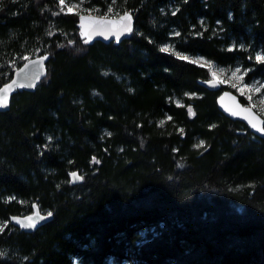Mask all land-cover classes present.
I'll list each match as a JSON object with an SVG mask.
<instances>
[{
  "label": "trees",
  "instance_id": "16d2710c",
  "mask_svg": "<svg viewBox=\"0 0 264 264\" xmlns=\"http://www.w3.org/2000/svg\"><path fill=\"white\" fill-rule=\"evenodd\" d=\"M69 1L0 0V86L50 55L0 110V264H264V138L217 104L225 88L250 100L162 51L264 78V0H85L134 13L119 43L82 37ZM35 201L50 221L11 223Z\"/></svg>",
  "mask_w": 264,
  "mask_h": 264
},
{
  "label": "water",
  "instance_id": "95a60500",
  "mask_svg": "<svg viewBox=\"0 0 264 264\" xmlns=\"http://www.w3.org/2000/svg\"><path fill=\"white\" fill-rule=\"evenodd\" d=\"M126 13L131 16L130 20L122 19ZM135 25V15L130 10H127L118 16L83 13L79 19L81 36L91 43L96 40H101L105 43L111 41L119 43L131 37ZM127 27H130L131 31H126L125 29ZM49 57V54H37L27 58L14 70L11 79L4 85L0 86V89H3L6 85H11V88L8 89L7 92H0V97H7V105L0 107V110H7L10 108V101L15 91L20 89L34 91L36 89L40 81L48 74L47 62ZM203 84L209 88H217L219 87L220 82L214 78L204 81ZM217 104L219 109L225 115L232 119L244 122L254 134L264 138V132L259 130L261 127H264V123H261L264 121V116L259 113L254 106L245 103L237 92L230 88L222 89L217 97ZM246 109L248 111H245ZM253 124H255L256 127H253ZM72 173H77L78 176L83 178L84 176L78 170L72 171L71 179L73 183H78L83 180H74ZM49 213H51V216L48 215ZM28 217H32L31 222H29ZM52 217V212L43 211L40 205L35 201L33 203L32 212L24 215L12 214L10 220L12 224L21 230L32 232L50 221ZM33 224L35 225L34 227L32 226Z\"/></svg>",
  "mask_w": 264,
  "mask_h": 264
},
{
  "label": "rangeland",
  "instance_id": "374dc122",
  "mask_svg": "<svg viewBox=\"0 0 264 264\" xmlns=\"http://www.w3.org/2000/svg\"><path fill=\"white\" fill-rule=\"evenodd\" d=\"M69 1V0H68ZM85 0H70V7L77 6L74 10H81V13L99 14L95 12L99 9L97 6L85 7ZM164 48H168L169 52H173L178 56L188 57L187 60L196 61V63L208 67L210 69L212 79H217L220 83L230 84L235 87L240 93L244 94L248 99L251 97L250 104L254 107H258L259 110L264 111V78H252L248 76L249 69L243 67V64L238 62L232 66H219L213 64L207 57L203 55H189L178 52L171 44H165ZM259 56H264V50L258 52ZM239 69V71H237ZM236 73V75H233ZM8 220L0 218V228L4 229Z\"/></svg>",
  "mask_w": 264,
  "mask_h": 264
},
{
  "label": "snow or ice",
  "instance_id": "6c2138e0",
  "mask_svg": "<svg viewBox=\"0 0 264 264\" xmlns=\"http://www.w3.org/2000/svg\"><path fill=\"white\" fill-rule=\"evenodd\" d=\"M59 3H60V5H64L65 4V0H59ZM75 7H77V6H72V7H69L68 8V12H72L73 10H74V8ZM62 11H63V8L61 9ZM122 19H124V20H130L131 19V16L129 15V14H125V16L124 17H122ZM126 31H131V28L130 27H127L126 29H125ZM169 49L168 48H164V49H162V51H168ZM180 58L181 59H188V57H185V56H180ZM45 59H46V57H45ZM256 59H257V61H264V56H257L256 57ZM193 62H196V61H193ZM237 71H239V69H237ZM233 75H236V73H233ZM11 88V85H6L3 89H0V92H7L8 91V89H10ZM249 99H251V97H249ZM7 105V97L6 96H2V97H0V107H4V106H6ZM245 111H248L247 109L245 110ZM193 115H194V113H193ZM169 119H171L170 117H169ZM261 123H264V121H262ZM253 127H256V125L255 124H253L252 125ZM261 132H264V127H261L260 129H259ZM181 131H183L182 129H181ZM203 145V142H201V144L200 145H197V147H200V146H202ZM95 159V158H94ZM72 176H73V178H74V180L75 179H83V177H80V176H78L77 175V173H72ZM49 216H51V213H49L48 214ZM28 220H29V222H31L32 221V217H28ZM33 227L35 226L34 224L32 225ZM3 229L2 228H0V231H2ZM0 255H2V253H0Z\"/></svg>",
  "mask_w": 264,
  "mask_h": 264
}]
</instances>
